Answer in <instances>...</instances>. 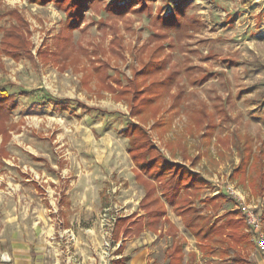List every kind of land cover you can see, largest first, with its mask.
Returning a JSON list of instances; mask_svg holds the SVG:
<instances>
[{
    "label": "rangeland",
    "instance_id": "374dc122",
    "mask_svg": "<svg viewBox=\"0 0 264 264\" xmlns=\"http://www.w3.org/2000/svg\"><path fill=\"white\" fill-rule=\"evenodd\" d=\"M49 1L0 0V91L17 104L5 121L11 138L0 153L9 156L0 159V264H84L87 256L108 264L102 242L99 251L92 243L105 188L120 180L121 200L143 193L123 135L133 123L151 131L167 154H201L198 169L210 192L226 195L213 214H237L233 191L262 215L264 189L256 195L232 176L245 149L251 148V162L264 150V0ZM181 8L185 27L175 23ZM11 34L31 42L29 57L5 54L2 42ZM60 56L67 59L56 62ZM98 68L112 90L99 89ZM169 76L177 77L170 95L184 96L173 121L165 113L170 103L163 107L159 123H172L163 134L130 108ZM203 116L211 126L202 125ZM62 194L70 226L60 227L52 222V205ZM176 222L185 250L195 248ZM128 240L131 250L148 248V264H165L163 252L172 246L171 238L145 233Z\"/></svg>",
    "mask_w": 264,
    "mask_h": 264
},
{
    "label": "trees",
    "instance_id": "16d2710c",
    "mask_svg": "<svg viewBox=\"0 0 264 264\" xmlns=\"http://www.w3.org/2000/svg\"><path fill=\"white\" fill-rule=\"evenodd\" d=\"M47 1V2H46ZM49 0H41L42 5L49 3ZM75 2L82 4V0H75ZM80 9V8H79ZM179 15H174L178 25L188 26L186 20L185 10L182 8L179 10ZM74 18L72 19V21ZM188 20V19H187ZM174 23V22H173ZM184 23V24H181ZM176 25V26H178ZM9 36L14 38L7 39L2 42V46L5 48V54L11 57L20 59V56H30L31 42L21 35L15 36L11 34ZM60 46V45H59ZM63 50L67 51L68 45L61 46ZM61 59H67L66 56H60L54 58L56 62ZM96 79H100L98 86L99 89L112 90L110 86H105L104 83L108 82L109 75L106 70L103 71L101 68L95 70ZM169 81H164L161 87H157V90L147 91L141 98L143 101H137V104L131 106V112L134 114V118L144 120L146 123L153 120L152 130L156 132H162L166 134L172 123L167 121L159 123L160 117H162L161 111L166 103H170V108L166 110L173 121L181 109V103L183 99V93H173L170 95L169 89L174 81L177 80L174 76H169ZM171 97L170 99H168ZM16 97L10 95L6 91H0V153L2 148H5L9 142L11 135L10 129L5 124L11 118L13 111L16 109ZM156 104V105H154ZM61 109H65L64 104H57ZM153 105V107H152ZM163 112V111H162ZM176 113V114H175ZM166 115V114H165ZM175 115V116H174ZM204 121H208L211 126L210 118H204L201 121L202 125ZM201 128V126H200ZM199 128V129H200ZM215 128V127H214ZM124 137L128 140L129 154L133 160L136 170L138 173L137 178L146 185L147 195L143 202V206L152 209V215L156 218L162 214L163 204L162 199H165L171 204L178 214H180L185 222V227L198 239L202 249L212 247L214 245H220L226 247V252H233L234 261L240 260L243 256L240 254V249H245L253 246L252 238L246 233L248 228L244 216L239 211H235L237 214H224L213 221V216L209 214H203L196 206L195 201L202 196L204 190L207 189V181L202 179L199 174L193 173L190 168L179 162H172L166 158V156L156 148L150 137V131L141 127L139 123L130 124L129 129L123 132ZM163 136V135H162ZM172 144H169L171 148ZM179 148V144H177ZM249 148V147H247ZM246 155L243 156L239 165L235 168L232 179L237 180L240 184L250 186L255 190L258 195V187L260 191L264 189V150L260 149V155L253 159L251 162V148L245 149ZM183 153V152H182ZM2 154V153H1ZM172 155L176 156V152H171ZM200 155L193 161V165L200 162ZM188 158L185 156L184 161ZM147 177L148 179H145ZM152 180V181H150ZM256 183H261L259 184ZM245 183V184H244ZM160 194V196H158ZM221 195V194H220ZM219 196L214 198H207L202 200L206 204H214L219 201ZM226 196L225 194H222ZM221 195V196H222ZM224 199V198H223ZM226 199V200H225ZM223 201H228L225 198ZM229 201H234L230 198ZM264 219V212L262 214ZM159 220V219H158ZM128 220H124L118 223L123 227L127 225ZM182 263V259L178 264Z\"/></svg>",
    "mask_w": 264,
    "mask_h": 264
},
{
    "label": "crops",
    "instance_id": "0c3cea01",
    "mask_svg": "<svg viewBox=\"0 0 264 264\" xmlns=\"http://www.w3.org/2000/svg\"><path fill=\"white\" fill-rule=\"evenodd\" d=\"M152 130V128L150 129ZM151 134V131H150ZM2 142V138H0V143ZM129 148V144H128ZM160 151L166 156L167 159H169L172 162H179L190 168V170L193 173L199 174V176L206 180L207 183H209L208 179L205 178L203 173L200 172L199 168V163L196 165H193V161L197 159L200 153L193 158L187 157L188 160L184 161V159L180 156L179 154L176 153V156L172 155L171 153H166L164 152L163 148H160ZM128 155L131 159V156L129 154V151L127 149ZM187 156V154H186ZM179 157L182 159L180 161ZM195 157V158H194ZM9 158L3 157L0 158L1 160H6ZM131 162L133 164V167L131 168L132 175H134L135 182L138 186H140L143 190V193L139 199H125L121 200L122 193H125V188L123 187V183L120 180H111L109 181L108 186L105 188V194H104V205L101 213L98 215L97 222H96V230L94 231L95 238L92 240V243L94 244V249L95 251L100 249V244L103 240L102 234H101V227L99 225V219L104 210L110 209V215L117 216L118 220L115 225V228L113 230L112 234V240H113V250L111 252V258L108 261V264H144L145 262L148 264L153 262L149 258L150 253L148 248L143 252V250H131L128 248V242L129 238L134 237H139L143 235L144 233L146 235H151L153 238L155 237H168L172 239V246L165 250L163 253L165 255V264H178L180 261V258L182 259L181 264H264V257L261 259L255 255V251L258 252V254H261L257 248V245L255 242L252 243L254 244L251 247L245 248V249H240V254L243 256L240 260L234 261V254L233 252H226V247L220 246V245H214L212 247H208L205 249H202L200 246V243L198 239L185 227V222L183 217L177 213L175 208L169 204L165 199H162V204H163V212L160 214L159 217H155L152 215V209L146 208L143 206V202L146 198L147 195V189L146 185H144L140 179L137 178L138 173L136 170V166L131 159ZM145 179H148L145 177ZM152 181V180H150ZM210 189L207 186V189L204 191L202 196L208 191L209 193L207 195H210L207 198H214V195H217L214 193L210 192ZM206 195V196H207ZM160 196V194H158ZM64 198V199H63ZM207 198L200 197L195 201V206L203 213V214H209L213 216V221H215L217 218L221 217V215H215L211 212V207L214 206L216 207L217 204L223 203L221 201H217L214 204H206L203 203L202 200H205ZM65 194H62V198L58 204L53 203L52 205V222L55 224H58L60 227L66 223H68V226H70V223L67 222V216H66V209L69 208L70 204L66 203L65 201ZM201 202L204 206L205 209L201 210L198 206L197 203ZM210 208V209H209ZM170 212L173 214V216L170 214ZM213 214V215H212ZM224 215V214H223ZM222 215V216H223ZM159 219V220H158ZM128 220L127 225L121 226L119 224V227H117L118 223ZM180 222L182 227L185 229V231L190 235L192 239L195 241V248L189 249L188 251L185 250L183 240L186 238H181L180 236V229L176 221ZM66 222V223H65ZM61 224V225H60ZM246 233L249 234L252 238V234L250 230L247 228ZM71 230L69 231V233ZM73 234V232L70 233L68 237V241H70V236ZM185 235V234H184ZM188 238V237H187ZM139 239V238H137ZM132 240V239H130ZM103 243V242H102ZM71 244H73L71 242ZM96 245L98 247H96ZM102 246V245H101ZM150 248V247H149ZM134 251L133 253L130 252ZM154 251V250H152ZM263 254H261L262 256ZM80 256V255H79ZM264 256V255H263ZM86 258L87 263L84 262V264H98V259L92 258L90 259L88 256L84 257ZM83 258V259H84ZM99 260L100 262H103L102 259L100 258L99 255ZM93 261V262H92ZM75 264V263H72ZM100 264V263H99Z\"/></svg>",
    "mask_w": 264,
    "mask_h": 264
},
{
    "label": "built area",
    "instance_id": "2783aa9c",
    "mask_svg": "<svg viewBox=\"0 0 264 264\" xmlns=\"http://www.w3.org/2000/svg\"><path fill=\"white\" fill-rule=\"evenodd\" d=\"M229 195L234 200L237 210L244 216L248 229L252 234L253 242L256 243L259 252L264 255V219L263 216L256 211L258 206L252 204L248 205L242 197L235 195L233 191L229 192ZM99 220L103 237V256L109 257L114 248L112 234L118 217L110 215V209H106ZM70 238L73 241L75 239L74 234H71Z\"/></svg>",
    "mask_w": 264,
    "mask_h": 264
},
{
    "label": "water",
    "instance_id": "95a60500",
    "mask_svg": "<svg viewBox=\"0 0 264 264\" xmlns=\"http://www.w3.org/2000/svg\"><path fill=\"white\" fill-rule=\"evenodd\" d=\"M3 261L4 262H8L9 261L8 256L6 254L3 256Z\"/></svg>",
    "mask_w": 264,
    "mask_h": 264
}]
</instances>
